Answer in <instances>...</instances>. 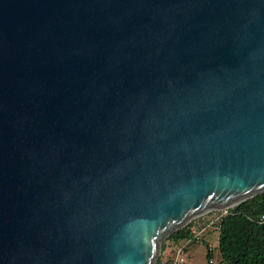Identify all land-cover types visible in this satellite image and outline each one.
Masks as SVG:
<instances>
[{
    "label": "water",
    "instance_id": "1",
    "mask_svg": "<svg viewBox=\"0 0 264 264\" xmlns=\"http://www.w3.org/2000/svg\"><path fill=\"white\" fill-rule=\"evenodd\" d=\"M264 193V0H0V264H156Z\"/></svg>",
    "mask_w": 264,
    "mask_h": 264
},
{
    "label": "trees",
    "instance_id": "2",
    "mask_svg": "<svg viewBox=\"0 0 264 264\" xmlns=\"http://www.w3.org/2000/svg\"><path fill=\"white\" fill-rule=\"evenodd\" d=\"M262 213L264 193L228 209L222 215L217 226L219 259L215 264H264V224L259 221ZM195 229L196 226L191 223L171 233L167 239L175 246L185 243L186 248L196 239ZM206 258L208 264H212V253L209 249Z\"/></svg>",
    "mask_w": 264,
    "mask_h": 264
},
{
    "label": "rangeland",
    "instance_id": "3",
    "mask_svg": "<svg viewBox=\"0 0 264 264\" xmlns=\"http://www.w3.org/2000/svg\"><path fill=\"white\" fill-rule=\"evenodd\" d=\"M226 211L227 210L210 211L188 221L187 225L194 223L197 233L195 235L196 239L185 248L186 259L184 264H208L206 258L207 249L212 253L211 263H217L219 259L217 250V226L219 220L215 219L222 217ZM210 221L214 222L210 224ZM201 226L202 229H200ZM167 237L161 242L160 253L156 261L157 263L162 259H171L174 255V248L176 246L172 241L168 240Z\"/></svg>",
    "mask_w": 264,
    "mask_h": 264
},
{
    "label": "built area",
    "instance_id": "4",
    "mask_svg": "<svg viewBox=\"0 0 264 264\" xmlns=\"http://www.w3.org/2000/svg\"><path fill=\"white\" fill-rule=\"evenodd\" d=\"M221 217L215 220L220 221ZM214 220V221H215ZM214 221H211L213 223ZM259 221L264 224V213H262L259 217ZM186 259V253H185V243L180 244L179 246H176L174 248V255L171 259H162L156 264H184Z\"/></svg>",
    "mask_w": 264,
    "mask_h": 264
}]
</instances>
